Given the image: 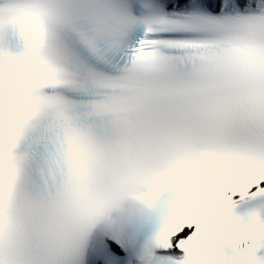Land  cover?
I'll list each match as a JSON object with an SVG mask.
<instances>
[{
	"label": "snow or ice",
	"instance_id": "obj_1",
	"mask_svg": "<svg viewBox=\"0 0 264 264\" xmlns=\"http://www.w3.org/2000/svg\"><path fill=\"white\" fill-rule=\"evenodd\" d=\"M0 264H264V0H0Z\"/></svg>",
	"mask_w": 264,
	"mask_h": 264
}]
</instances>
